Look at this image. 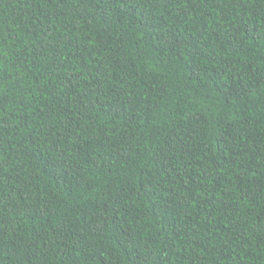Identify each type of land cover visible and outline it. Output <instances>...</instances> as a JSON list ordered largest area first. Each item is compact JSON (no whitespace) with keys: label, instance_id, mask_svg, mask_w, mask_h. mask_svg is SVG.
Returning a JSON list of instances; mask_svg holds the SVG:
<instances>
[{"label":"trees","instance_id":"16d2710c","mask_svg":"<svg viewBox=\"0 0 264 264\" xmlns=\"http://www.w3.org/2000/svg\"><path fill=\"white\" fill-rule=\"evenodd\" d=\"M0 264H264V0H0Z\"/></svg>","mask_w":264,"mask_h":264}]
</instances>
